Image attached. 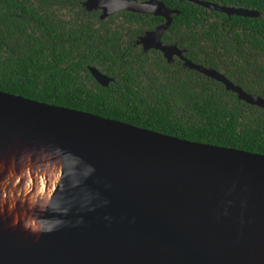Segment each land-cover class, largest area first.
Listing matches in <instances>:
<instances>
[{
    "label": "water",
    "instance_id": "obj_1",
    "mask_svg": "<svg viewBox=\"0 0 264 264\" xmlns=\"http://www.w3.org/2000/svg\"><path fill=\"white\" fill-rule=\"evenodd\" d=\"M184 1L226 17H260L254 10ZM83 6L100 10L99 19L121 11L161 18L136 42L143 51H158L167 63L177 57L238 101L264 110L263 98L160 42L178 11L157 0H85ZM87 71L100 87L112 81ZM44 154L49 161L56 156L58 173L42 209L28 211L38 232L20 230L19 220L11 224L6 201L0 264H264V155L0 92V180L19 169L32 175L33 166L48 162ZM15 200L11 211L25 208L26 201Z\"/></svg>",
    "mask_w": 264,
    "mask_h": 264
},
{
    "label": "trees",
    "instance_id": "obj_2",
    "mask_svg": "<svg viewBox=\"0 0 264 264\" xmlns=\"http://www.w3.org/2000/svg\"><path fill=\"white\" fill-rule=\"evenodd\" d=\"M78 1L0 0V92L264 155V110L238 101L176 59L166 63L158 52L142 53L133 45L161 18L121 11L106 23L93 12L83 19ZM157 1L178 11L162 42L264 99V0H201L254 10L259 18L226 17L184 0ZM124 30L128 41L121 37ZM89 67L112 81L100 87Z\"/></svg>",
    "mask_w": 264,
    "mask_h": 264
},
{
    "label": "bare ground",
    "instance_id": "obj_3",
    "mask_svg": "<svg viewBox=\"0 0 264 264\" xmlns=\"http://www.w3.org/2000/svg\"><path fill=\"white\" fill-rule=\"evenodd\" d=\"M45 157H47L46 161L49 162L50 167H47L48 162H46L45 165L39 164L37 166H33L35 169L33 170L34 173L32 175L30 172H26V170L20 171L19 169V173H15L14 175H12L9 171L5 176V180H0V212L4 214L3 208L7 201V212L4 215H7L9 218L11 217V224L15 220H19L21 223V229H18H27V234L31 236H36L39 223L36 216L33 214L34 211L31 214H29L28 211L29 209L34 208L32 207L33 205L42 209L47 196L52 190L58 173V162L56 156H53L51 161H49V155H45ZM19 177H21L22 180L21 182L16 183V180ZM7 181H11V184L4 186ZM8 192H10V194H8ZM16 198H18V201L21 202L26 201L25 208H22L21 211H17V207H14L13 211H11L12 202L17 201L15 200ZM10 212L12 213L10 214ZM3 222L4 227L9 225L5 220ZM10 226L12 227V225Z\"/></svg>",
    "mask_w": 264,
    "mask_h": 264
},
{
    "label": "flooded vegetation",
    "instance_id": "obj_4",
    "mask_svg": "<svg viewBox=\"0 0 264 264\" xmlns=\"http://www.w3.org/2000/svg\"><path fill=\"white\" fill-rule=\"evenodd\" d=\"M85 2V0H79L78 1V4H79V11H80V14H82V16L81 17H83V19H85L86 17H88V13H96V16H97V21H104L105 23H106V18L107 17H104V18H102V19H99V16H100V14H101V11L100 10H98V9H91V10H89V11H87V10H85V8H84V6H83V3ZM84 14H85V16H84ZM116 14V13H115ZM112 16V15H111ZM109 17V16H108ZM106 27V26H105ZM156 28V27H155ZM154 28V29H155ZM154 29H152V30H149V31H145L142 35H140V36H137V37H135V40H134V42H133V45H135V46H137L138 48H140V50H141V52L142 53H146V52H148V51H155V50H147V51H143L142 50V47H141V45H139V44H136V42L139 40V38H141V37H143L144 35H145V33H147V32H150V31H153ZM167 30V29H166ZM121 32V37L124 39V41H128L129 39H128V35H127V32H126V30H124V31H120ZM164 34V33H163ZM162 34V35H163ZM162 35H161V37H162ZM161 37H160V42L162 43V44H165V45H171V44H166V43H164V42H162L161 41ZM172 46H174V45H172ZM176 47V46H175ZM180 51H181V56L183 57V50L182 49H179ZM156 52H158V51H156ZM159 53V52H158ZM160 54V53H159ZM161 55V54H160ZM161 58H162V56H161ZM163 59V58H162ZM174 59H176V60H178L180 63H181V61L177 58V57H172L171 58V60H170V62H168V63H172L173 62V60ZM164 60V59H163ZM165 61V60H164ZM166 62V61H165ZM167 63V62H166ZM181 65H182V63H181ZM106 76V75H105Z\"/></svg>",
    "mask_w": 264,
    "mask_h": 264
},
{
    "label": "clouds",
    "instance_id": "obj_5",
    "mask_svg": "<svg viewBox=\"0 0 264 264\" xmlns=\"http://www.w3.org/2000/svg\"><path fill=\"white\" fill-rule=\"evenodd\" d=\"M104 6H107V5H104ZM150 8H151V10L154 11L155 10V5H151Z\"/></svg>",
    "mask_w": 264,
    "mask_h": 264
}]
</instances>
